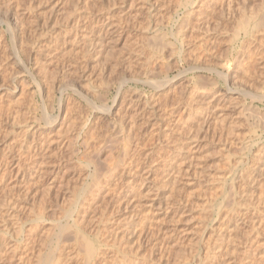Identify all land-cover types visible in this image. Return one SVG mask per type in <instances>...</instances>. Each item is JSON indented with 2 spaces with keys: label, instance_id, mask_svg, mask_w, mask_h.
Listing matches in <instances>:
<instances>
[{
  "label": "rangeland",
  "instance_id": "obj_1",
  "mask_svg": "<svg viewBox=\"0 0 264 264\" xmlns=\"http://www.w3.org/2000/svg\"><path fill=\"white\" fill-rule=\"evenodd\" d=\"M229 1L0 0V264H264V0Z\"/></svg>",
  "mask_w": 264,
  "mask_h": 264
},
{
  "label": "bare ground",
  "instance_id": "obj_2",
  "mask_svg": "<svg viewBox=\"0 0 264 264\" xmlns=\"http://www.w3.org/2000/svg\"><path fill=\"white\" fill-rule=\"evenodd\" d=\"M213 3H215L216 2V0H211ZM218 1V0H217ZM200 2V1H199ZM203 2V1H202ZM208 2H210V1H208ZM208 2H206L207 4H208ZM227 2V1H226ZM201 3V2H200ZM199 4V3H198ZM197 4V5H198ZM202 4V3H201ZM206 4V6H208ZM233 4V2L230 0L228 3H227V6L230 8V6ZM225 5V4H224ZM194 6V5H193ZM196 6V5H195ZM200 7L202 6V5H199ZM206 6L204 5V7L202 8L203 9V12H204V9L206 8ZM226 6V7H227ZM222 7L223 6H221V9H222ZM193 8V7H192ZM224 8V7H223ZM229 8H225V10L226 9H229ZM195 9V8H194ZM202 9H200V10H202ZM209 9V8H208ZM207 9V10H208ZM213 9V8H212ZM199 10V9H198ZM211 10V9H210ZM223 11H224V9H222ZM190 10L188 9V12H189ZM192 11V10H191ZM229 12H230V10H228ZM197 12H199V11H197ZM202 12V13H203ZM209 12V11H208ZM192 12H190V13H188V17H189V15L191 14ZM201 13V12H200ZM223 13V12H222ZM225 13V12H224ZM226 13H227V11H226ZM193 14L194 15H196L195 14V11L192 13V16H193ZM197 14H199V13H197ZM205 14H208V13H205ZM201 16L203 15V14H200ZM200 15H199V17H200ZM222 15H225V14H222ZM230 15V14H229ZM191 16V17H192ZM226 16H228V13H227V15ZM191 17H189V18H191ZM196 17H198V16H196ZM206 17V16H205ZM187 18V17H186ZM188 18V19H189ZM193 18H194V16H193ZM195 19V18H194ZM190 20V19H189ZM189 20H187V21H189ZM192 28H193V26H192ZM191 29V28H190ZM259 31H260V33H262V35H263V37H264V18H260V17H258L257 16V14H255V15H251L250 17H247L246 19L244 18L243 19V21H242V23L240 24V26H239V28H237V30H236V32H235V35H234V38H233V43L235 44L237 41H239L238 42V44H242L243 42H245L244 40L242 41V35L244 36V37H256V32H258V35L260 36L261 34L259 33ZM253 34H254V36H253ZM257 35V36H258ZM261 35V36H262ZM252 38H250V39H252ZM249 38H247V40H248ZM254 40H255V38H253ZM256 41V40H255ZM258 41H259V39H258ZM257 42V41H256ZM260 42V41H259ZM259 42H257V43H259ZM233 44V45H234ZM233 48V47H232ZM256 49H258V48H256ZM94 50V49H93ZM247 55V54H246ZM260 55V53H258V52H256L255 53V55H254V58L255 59H257L256 57L257 56H259ZM249 57H252V56H250L249 55ZM247 58V57H246ZM237 61V60H236ZM233 63H235V62H233ZM236 64V63H235ZM221 66H223V65H221ZM227 68H229L230 69V67L229 66H227ZM229 69H228V71H229ZM223 79L225 80V83H226V81L228 80V75L226 74L224 77H223ZM157 88V87H156ZM158 89V88H157ZM214 92L216 93V90H214ZM218 92V91H217ZM220 92V91H219ZM219 92L217 93V94H219ZM213 93V92H212ZM214 93V94H215ZM221 93V92H220ZM224 93H230V91L228 90V91H226V92H224ZM214 94L212 95V96H214ZM219 95H221V94H219ZM253 97V96H252ZM259 97V96H258ZM264 98V97H263ZM262 98V99H263ZM261 99V98H260ZM259 99V100H260ZM104 108H106V107H104ZM102 109L101 110V112L100 113H102V114H106V113H109L108 111V109ZM204 118V117H203ZM202 118V119H203ZM204 126H206V127H208L206 124H203V126H202V128L204 127ZM205 127V128H206ZM205 128H203V129H205ZM160 129V128H159ZM207 129L208 128H206V130H205V132L207 131ZM157 134H158V132H157ZM196 146H197V144H196ZM260 161H262L261 159H260ZM264 163V162H263ZM262 165V167H263V164H261ZM122 174V173H121ZM121 177V176H120ZM152 206H153V204H151ZM232 218H234V216L232 217ZM236 218H237V216H236ZM238 219V218H237ZM237 219H236V222H237ZM240 221H242V220H240ZM233 223H235V221H233ZM237 225V224H236ZM116 237H114V239H115ZM113 239V240H114ZM139 239H141V238H139ZM65 250V249H64ZM66 251V250H65ZM70 251V250H69ZM73 251V250H72ZM98 252H99V250H98ZM98 252H95V249H94V246L92 245V244H88L87 245V248H86V257H87V261H89V260H91L95 255H97L96 253H98ZM99 254V253H98ZM60 255V254H59ZM68 255V254H67ZM101 255H99V257H100ZM73 257V256H72ZM99 257H97V258H99ZM102 257V256H101ZM67 258V257H66ZM65 258V259H66ZM96 258V257H95ZM99 260V259H98ZM101 260V259H100ZM99 260V261H100ZM103 260V259H102ZM94 261H96V260H94ZM69 262V261H68ZM105 263V261H102V263ZM247 262H249V261H247ZM88 263V262H87ZM101 263V264H102ZM103 263V264H104ZM251 263H252V261H251ZM89 264H90V262H89ZM97 264H99V263H97Z\"/></svg>",
  "mask_w": 264,
  "mask_h": 264
}]
</instances>
